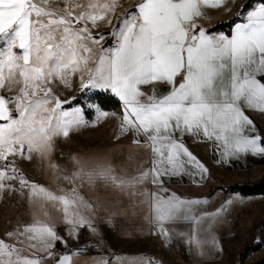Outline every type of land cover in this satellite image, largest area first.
Segmentation results:
<instances>
[{
    "label": "snow or ice",
    "instance_id": "1",
    "mask_svg": "<svg viewBox=\"0 0 264 264\" xmlns=\"http://www.w3.org/2000/svg\"><path fill=\"white\" fill-rule=\"evenodd\" d=\"M226 3L138 0L110 33L113 46L94 53L90 45L104 37H94L92 30L98 21L112 23L119 0H0V190L5 179H20L21 186L29 183L7 175L16 169L2 162L50 152L54 137H67L83 123L80 111L63 109L55 91L59 85L70 86L73 77L82 88L115 94L123 104L121 132H132L136 144L142 137L152 153L151 169L138 177L117 179L110 168L100 167L95 170L100 179L122 186L141 183L150 174L153 183H161L163 176L178 175L186 165L206 172L185 146V137L219 142L232 157L264 156V137L248 134L254 122L246 115L248 110L264 114V0L237 13L242 21L231 35H212L203 27L197 31L196 19L205 18L204 7ZM157 82L169 84L170 91L157 96L155 90L152 95L141 90ZM98 112V119L109 115ZM32 194L61 202L65 213L76 203L34 184ZM80 202L89 207L83 197ZM194 203L199 201L153 194L151 210L160 234L168 238L166 223L187 219L199 225ZM7 235L21 245L24 240L34 242L30 247L39 243L41 250L61 239L41 222ZM23 251L0 239V264H40ZM60 264H71V257Z\"/></svg>",
    "mask_w": 264,
    "mask_h": 264
},
{
    "label": "rangeland",
    "instance_id": "2",
    "mask_svg": "<svg viewBox=\"0 0 264 264\" xmlns=\"http://www.w3.org/2000/svg\"><path fill=\"white\" fill-rule=\"evenodd\" d=\"M71 2L83 3L85 0ZM137 2L138 0H119V7L112 17V23L98 21L92 35L94 37L103 35L104 38L98 45H90L94 53H98L100 48L107 49L113 46L114 39L110 33L116 29L119 17L131 10ZM59 7L63 8L64 3L61 2ZM144 88L141 86L145 93ZM92 90L96 89L80 87V81L74 77L70 78V86L59 85L55 91L62 101L63 109L80 111L83 123L69 130L67 137L62 135L54 137L50 152L43 155L34 152L31 159L17 156L10 157V161L2 162L16 169L15 173L8 171L7 175H15L29 183L21 186L20 179L4 180L6 187L0 190V239L8 244L23 247L22 255L30 259H39L40 264H54L60 261L61 256L75 252L97 253L117 251L121 248L151 252L152 255H156L155 259L159 258L160 262H165L171 261L174 256L171 253L170 247H173V244L169 243L170 240L180 242L184 248L187 246V252L195 253L203 248V244L193 246L196 238L201 243L206 241L208 252L213 256L208 260V264H251L264 256V195L242 197L232 190L223 189L264 180V156L241 154L237 158L207 151L205 157L208 171L204 182L197 185L189 182L185 186L167 185V191H161L160 188L164 187L156 189L150 187V195L156 190L155 192H161V196L165 198L175 194L185 201H199L191 205L194 215L200 219L199 225L187 219H185L188 221L187 225H167L168 238L160 235L159 229L152 230L154 236L163 239V244L157 239V244L150 241L151 244L147 245H123L124 240L119 241L121 244H110L106 243L109 238L102 240L103 236L131 235L121 229L132 223L130 222L132 220L126 219L127 216L132 217V214H128V206L132 204L129 203L132 198L129 195L143 182L117 186L110 180L97 177L95 170L107 167L111 169V175L117 179L131 180L138 177L141 172H146L147 151L142 142L134 143L132 133L121 132L119 126L122 118L116 112H107L109 113L107 117L98 119V107L86 98ZM87 112L92 113L91 119L87 118ZM261 120L256 128L258 131L253 135L264 137V118ZM33 184L56 196L67 195L76 203L65 213L61 202L48 200L44 194L33 195ZM7 185H11V188L9 189ZM111 185L116 186L113 197L109 191ZM81 197L89 207L80 202ZM102 206H106L109 212L106 213L108 220L101 221L96 216V212L100 213ZM109 214L113 216V220H110ZM35 222L52 227L61 239L54 241L51 248L41 250L43 246L39 243H36L35 247H30L29 244L34 242L24 240L21 245L15 237L7 235ZM96 222L99 227L102 224V227L107 228L95 230L93 225ZM84 223L91 224V229H87ZM115 227H118L117 232L113 230ZM86 238L90 241L87 244L84 243ZM251 244H259L258 252L250 251L246 258L241 259L240 254Z\"/></svg>",
    "mask_w": 264,
    "mask_h": 264
},
{
    "label": "crops",
    "instance_id": "3",
    "mask_svg": "<svg viewBox=\"0 0 264 264\" xmlns=\"http://www.w3.org/2000/svg\"><path fill=\"white\" fill-rule=\"evenodd\" d=\"M246 0H227V3L224 4L222 7L218 8H211V7H204L202 10L205 14V18H197L196 19V24H197V31L199 30L200 27H203L205 30L214 26L215 24L224 22L229 20L232 16H235L237 13H239L242 5L244 4ZM138 3V2H137ZM254 7H256L254 5ZM253 7V8H254ZM252 8V9H253ZM250 9V10H252ZM248 10V11H250ZM246 11V12H248ZM245 13V12H244ZM242 21V16L240 17V20L236 23H239ZM235 23V24H236ZM234 24V25H235ZM233 25V27H234ZM232 27V30H233ZM231 30V33H232ZM223 32H213L210 33L212 35H217L221 34ZM230 33V35H231ZM225 34V33H223ZM226 35V34H225ZM177 82L179 83V77L177 78ZM144 91L146 95H152L153 90H155V94L157 96H162L166 95L170 91V85L167 83H154L150 85H144ZM94 89V88H92ZM96 90H92L93 92H96ZM112 93V92H111ZM113 94V93H112ZM115 97H117L115 94H113ZM118 98V97H117ZM119 99V98H118ZM122 103V102H121ZM101 111V110H100ZM122 112H123V104H122ZM246 115H248L254 122V131H250L248 134L253 135L254 132L256 131L257 125H260L262 122V118H264V114L260 113L259 111H254V110H248L246 112ZM122 118V114L120 115ZM120 129H121V124H120ZM258 131V130H257ZM256 131V132H257ZM263 131V129H262ZM132 133V132H129ZM133 139H138L135 137L132 133ZM141 139V142L144 144V148L147 151V156H146V165L147 169L146 171H149L152 167V153L149 150L147 143ZM185 146L189 148V151L197 158V161H199L200 164L204 166V168L207 169V160L205 157V154L207 151H210L211 153H218L220 156L222 155H227L225 153V149L219 144V142H215L213 140H209L206 138L202 137H185L184 139ZM208 171V170H207ZM207 171L202 172L200 171L199 168L193 165H186L184 170H181L180 174L178 175H165L162 177V182L161 183H153L152 182V175L150 174L146 180L143 181V184H138L137 188L135 189V192L132 191L129 196L132 198L129 200L130 205L128 206V214H132L130 216H127V220H132L126 227H124L123 230L124 232L127 231L131 235L129 236H123V237H118V236H110V237H104V238H109L106 243L110 244H118L120 243V240H124V243L126 245H147L150 243V241L154 244H157L156 239L163 244V239L159 236H154L152 233L153 229H159L158 232H161L160 225L155 222L152 210H151V196L153 197V194H159L161 196V192H155L156 190L153 191V193L150 195V187H155L160 188L164 187L165 189L167 188V185H182L185 186L186 183H202L207 177ZM180 183V184H177ZM147 186V190H146ZM135 187V186H134ZM178 187V186H177ZM116 186L111 185L110 191V196L113 197V193L116 191ZM164 188L161 191H164ZM143 190H146L144 192ZM118 196V195H117ZM146 196V197H145ZM110 202V200H109ZM111 202H113V198H111ZM106 206L100 207V213L96 212L97 218L101 221L103 220H108V214L107 209L105 208ZM112 213V212H110ZM110 215V220L112 219V215ZM118 217V216H116ZM117 219V218H116ZM187 220H180L177 222H172V223H166L164 225L165 228H167V225H182L185 224L187 225ZM109 224V222H106ZM175 223V224H173ZM85 227L87 229H91L92 225L84 223ZM102 225V224H101ZM98 226V222H96L93 227L95 230L97 229H106V226ZM113 225L111 224V227ZM115 232L118 231V227L113 228ZM136 234V235H133ZM160 234V233H159ZM161 235V234H160ZM198 238H196V241H193V246L196 245H201L203 244V248L199 249L195 253L192 252H187L188 248H184V246L179 242L176 243L173 240H170V244H173V247H170L172 250V255L173 258L171 261H165V262H160L161 259L157 258L155 259L156 255H152L151 252H136V251H129L125 250L124 248L118 249L117 251H98L97 253H92V252H75V253H70L69 255L71 257V264H208V260L212 259V255L208 252L206 241L198 242ZM90 242L89 238H86L84 243ZM101 243V242H97ZM96 243V244H97ZM91 244V243H88ZM105 244V243H101ZM121 244V243H120ZM151 244V243H150ZM206 252V253H205ZM65 256L60 257V261H57L54 264H60V262L63 260Z\"/></svg>",
    "mask_w": 264,
    "mask_h": 264
},
{
    "label": "trees",
    "instance_id": "4",
    "mask_svg": "<svg viewBox=\"0 0 264 264\" xmlns=\"http://www.w3.org/2000/svg\"><path fill=\"white\" fill-rule=\"evenodd\" d=\"M259 0H246L242 5L239 13H244L258 4ZM240 20V17L232 16L229 20L215 24L214 26L206 29L208 33L213 32H223L226 35H230L233 25ZM87 98V101L92 104H96L99 110L105 112H116L117 114H122V104L120 100L115 97L110 91H96L91 93ZM87 118H92V113L87 112ZM226 190H232L234 193H239L242 197H252L264 195V180H259L256 183H247L241 185L231 186L230 188H223ZM259 244H251L243 250L240 254L241 259L246 258L248 253L252 251L253 253L258 252ZM251 264H264V256L256 262Z\"/></svg>",
    "mask_w": 264,
    "mask_h": 264
}]
</instances>
